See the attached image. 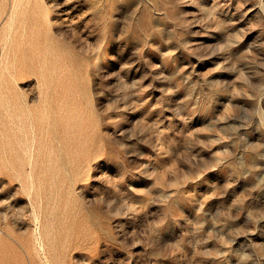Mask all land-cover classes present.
Returning <instances> with one entry per match:
<instances>
[{
	"label": "rangeland",
	"instance_id": "rangeland-1",
	"mask_svg": "<svg viewBox=\"0 0 264 264\" xmlns=\"http://www.w3.org/2000/svg\"><path fill=\"white\" fill-rule=\"evenodd\" d=\"M0 264H264V0H0Z\"/></svg>",
	"mask_w": 264,
	"mask_h": 264
},
{
	"label": "crops",
	"instance_id": "crops-1",
	"mask_svg": "<svg viewBox=\"0 0 264 264\" xmlns=\"http://www.w3.org/2000/svg\"><path fill=\"white\" fill-rule=\"evenodd\" d=\"M41 202V201H40ZM42 207H43V205H42V203H41V205H40V209H42ZM38 213V212H37ZM39 216H40V214H39ZM34 263V262H33ZM36 263V262H35Z\"/></svg>",
	"mask_w": 264,
	"mask_h": 264
}]
</instances>
